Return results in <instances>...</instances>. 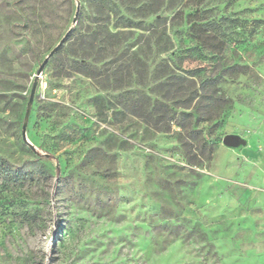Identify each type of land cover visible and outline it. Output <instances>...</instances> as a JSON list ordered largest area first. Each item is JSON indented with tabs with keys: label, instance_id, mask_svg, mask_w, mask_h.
<instances>
[{
	"label": "rangeland",
	"instance_id": "374dc122",
	"mask_svg": "<svg viewBox=\"0 0 264 264\" xmlns=\"http://www.w3.org/2000/svg\"><path fill=\"white\" fill-rule=\"evenodd\" d=\"M98 1L0 0V264H264V0ZM196 5L243 21L220 57L240 72L182 141L159 36L174 72L210 69L170 27Z\"/></svg>",
	"mask_w": 264,
	"mask_h": 264
},
{
	"label": "trees",
	"instance_id": "16d2710c",
	"mask_svg": "<svg viewBox=\"0 0 264 264\" xmlns=\"http://www.w3.org/2000/svg\"><path fill=\"white\" fill-rule=\"evenodd\" d=\"M105 3L104 0L98 1V4L102 6ZM136 11L139 15L155 12V10H149L145 3H142ZM208 12L209 10L201 5H196L185 14L183 10L179 9L171 16L170 27L174 25V21H180L181 25L184 26L185 36L193 43L192 46L186 48V51L190 55H192L191 51H197L203 58H208V65H210L211 60H215L210 69L205 64L181 73L174 72L170 66L171 59H168L174 53L173 45L170 42L171 37L170 35L159 36L163 39L160 50L164 54L171 50L160 61L159 86L161 87V97L159 101L162 103L164 111H169L171 106H174L177 111L175 124L179 130L176 134L181 140H192L196 137L195 133L200 129L198 123L208 120L216 109L217 103L221 99L217 83L224 77L240 72L238 64L221 68L220 57L227 44L232 40V35L235 33L234 29L242 27L243 21L241 22L234 17V14L215 18L209 16ZM162 20L160 15H156L154 18V22ZM163 31H165V27ZM151 37L152 34L148 36L146 43L148 51L152 49ZM110 48L111 44L104 46V49ZM172 99H174L173 103H166Z\"/></svg>",
	"mask_w": 264,
	"mask_h": 264
},
{
	"label": "water",
	"instance_id": "95a60500",
	"mask_svg": "<svg viewBox=\"0 0 264 264\" xmlns=\"http://www.w3.org/2000/svg\"><path fill=\"white\" fill-rule=\"evenodd\" d=\"M76 15L74 17V21L76 20ZM71 31V28H69L63 37L58 41V43L49 51V53L45 56V58L42 60V62L39 64L36 75L39 76L43 70V67L47 63L48 59L57 51V49L63 44L64 40L68 36L69 32ZM34 91V87L32 88V93ZM32 93L30 96V100L32 99ZM22 136L24 138V132H22ZM221 143L227 147V148H243L247 145V139L244 138L243 136L237 134V133H227L223 135L221 139Z\"/></svg>",
	"mask_w": 264,
	"mask_h": 264
}]
</instances>
